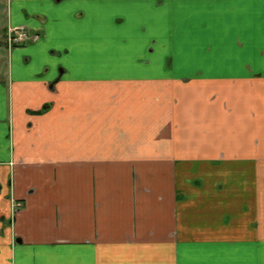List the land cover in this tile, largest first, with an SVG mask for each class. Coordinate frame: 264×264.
Instances as JSON below:
<instances>
[{"label": "crops", "instance_id": "crops-1", "mask_svg": "<svg viewBox=\"0 0 264 264\" xmlns=\"http://www.w3.org/2000/svg\"><path fill=\"white\" fill-rule=\"evenodd\" d=\"M8 26L40 37L0 80V264H264V0H8Z\"/></svg>", "mask_w": 264, "mask_h": 264}, {"label": "rangeland", "instance_id": "rangeland-1", "mask_svg": "<svg viewBox=\"0 0 264 264\" xmlns=\"http://www.w3.org/2000/svg\"><path fill=\"white\" fill-rule=\"evenodd\" d=\"M23 28L22 26H18ZM15 28V27H14ZM29 35V43H34L39 39L40 36H37L38 33H32L30 32L27 28H23ZM8 0H0V80L5 79L7 75V61H8V53L9 49L7 47V35H8ZM35 36L36 39H35ZM20 202L13 201L11 203V212L15 214V209L16 208L15 204H19ZM23 206L21 205L20 207L18 206L19 209H21Z\"/></svg>", "mask_w": 264, "mask_h": 264}, {"label": "built area", "instance_id": "built-area-1", "mask_svg": "<svg viewBox=\"0 0 264 264\" xmlns=\"http://www.w3.org/2000/svg\"><path fill=\"white\" fill-rule=\"evenodd\" d=\"M37 36H35L36 39ZM29 35L28 33L21 27H15L13 29L8 30V35H7V47L8 49H11L14 46L29 42ZM16 208L18 206L20 207L21 204H15ZM13 209L14 206H12Z\"/></svg>", "mask_w": 264, "mask_h": 264}, {"label": "flooded vegetation", "instance_id": "flooded-vegetation-1", "mask_svg": "<svg viewBox=\"0 0 264 264\" xmlns=\"http://www.w3.org/2000/svg\"><path fill=\"white\" fill-rule=\"evenodd\" d=\"M24 28V27H23ZM9 29H13V28H11V27H9ZM37 36H39V33H38V35ZM28 44H30L29 42H26V43H23V44H20V45H17V46H14V47H12L11 49H9V50H12V49H14V48H18V47H22V46H25V45H28ZM19 204H21L22 205V203L20 202ZM17 210H19V208H16L15 209V211H17ZM12 215H14L13 213H12Z\"/></svg>", "mask_w": 264, "mask_h": 264}]
</instances>
